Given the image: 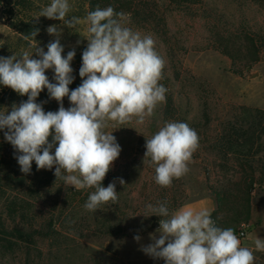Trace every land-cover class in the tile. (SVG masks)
<instances>
[{
	"label": "rangeland",
	"instance_id": "1",
	"mask_svg": "<svg viewBox=\"0 0 264 264\" xmlns=\"http://www.w3.org/2000/svg\"><path fill=\"white\" fill-rule=\"evenodd\" d=\"M152 1L157 8L151 15L133 11L127 26L156 41L166 61L160 81L167 88L166 101L144 124L133 119L106 129L113 131L121 152L102 184L115 182L118 200L91 212L84 204L94 189L65 185L56 179L55 166L37 170L33 161L31 172L23 173L19 153L5 140L6 129L0 130V264H165L142 250L154 242L150 234L159 238L160 217H145L146 205L163 201L170 210H209L217 226L242 233L241 245L253 250L254 264H264V251L254 247L256 238L264 239V0ZM31 2L25 14L44 26L43 37L21 39L0 5V57L34 51L37 44L46 52L57 39L47 28L56 25L62 29V55L76 53L69 85L74 90L82 83L79 69L88 44L85 18L68 28L59 20L37 18L50 0ZM69 4L66 19L80 16L83 0ZM33 58H38L35 53ZM46 75L55 83L53 70ZM27 98L0 85V111ZM36 102L45 112L60 107L47 89ZM63 106L71 107L67 97ZM168 121L189 124L200 141L187 174L163 188L144 154L146 138ZM14 230L23 239L10 237Z\"/></svg>",
	"mask_w": 264,
	"mask_h": 264
},
{
	"label": "clouds",
	"instance_id": "2",
	"mask_svg": "<svg viewBox=\"0 0 264 264\" xmlns=\"http://www.w3.org/2000/svg\"><path fill=\"white\" fill-rule=\"evenodd\" d=\"M70 9L69 0H50L37 18L59 20L75 28L81 20L66 19ZM84 22L88 44L79 69L82 83L74 90L69 85L74 80L71 62L76 53L71 50L66 57L62 55V29L56 25L47 28L57 39L48 43L46 52L37 44L34 51L0 57V85L28 97L13 104L10 111H0V130L6 129L5 140L19 153L16 159L23 173L31 172L33 161L37 170L55 166L56 179L65 185L75 190L94 189L84 208L96 212L118 200L115 182L107 187L102 184L121 152L113 131L106 129L110 123L123 125L133 119L144 124L166 101L167 88L160 83L166 61L153 36L128 27L126 14L111 6L89 11ZM37 34L38 30L29 33L34 39ZM34 53L38 58H33ZM49 69L55 83L46 75ZM45 89L60 104L58 111L45 112L36 102ZM65 97L71 104L67 109ZM199 141L196 130L180 121L165 122L146 138L144 159L154 166L155 183L171 187L174 179L186 175ZM119 183L125 182L120 179ZM143 215L160 220L159 238L150 234L154 242L142 250L165 264H254L253 250L241 245L233 228L217 226L207 209L181 206L170 210L163 201L146 205ZM254 247L264 251V239L256 238Z\"/></svg>",
	"mask_w": 264,
	"mask_h": 264
},
{
	"label": "trees",
	"instance_id": "3",
	"mask_svg": "<svg viewBox=\"0 0 264 264\" xmlns=\"http://www.w3.org/2000/svg\"><path fill=\"white\" fill-rule=\"evenodd\" d=\"M143 1V2H142ZM83 0V11L78 18H85L89 11H94L97 7L106 8L111 6L115 12L124 13L127 17L132 16L133 11L140 10V15L147 18L151 15V11L156 9V4L152 0ZM194 0H167L169 3L174 4H189ZM257 3H261L259 0H254ZM142 3L144 7H140ZM0 5L3 9V14L10 18L9 28L16 32L19 37L27 42H39L43 37L44 26L38 21L32 18H27L26 12L29 11L28 6H32L31 0H0ZM82 9V8H81ZM14 13V14H13ZM137 13V12H135ZM138 13V14H139ZM33 30H38V34L35 39L29 35ZM29 35V39L24 37ZM85 50V49H84ZM83 50V51H84ZM1 229V225H0ZM1 232V230H0ZM10 237L15 239H23V235L14 230L10 233Z\"/></svg>",
	"mask_w": 264,
	"mask_h": 264
},
{
	"label": "built area",
	"instance_id": "4",
	"mask_svg": "<svg viewBox=\"0 0 264 264\" xmlns=\"http://www.w3.org/2000/svg\"><path fill=\"white\" fill-rule=\"evenodd\" d=\"M109 175H110V174H109V172H108V173L106 174V177H105V178H109ZM238 236H239L240 238H242V233H239Z\"/></svg>",
	"mask_w": 264,
	"mask_h": 264
}]
</instances>
